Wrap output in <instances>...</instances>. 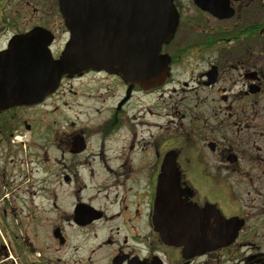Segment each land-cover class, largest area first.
I'll return each mask as SVG.
<instances>
[{"label":"flooded vegetation","instance_id":"af4514ba","mask_svg":"<svg viewBox=\"0 0 264 264\" xmlns=\"http://www.w3.org/2000/svg\"><path fill=\"white\" fill-rule=\"evenodd\" d=\"M173 5L159 83L90 68L0 108V264H264V0ZM70 35L60 0H0L13 77L36 84ZM161 184L200 234L242 219L235 240L166 243Z\"/></svg>","mask_w":264,"mask_h":264},{"label":"water","instance_id":"95a60500","mask_svg":"<svg viewBox=\"0 0 264 264\" xmlns=\"http://www.w3.org/2000/svg\"><path fill=\"white\" fill-rule=\"evenodd\" d=\"M111 1L60 0L71 30L65 51L56 61H43L35 85L13 83L9 68L5 69L6 77L0 79V107L26 103L31 91L37 90L41 98L54 90L62 74L82 68L117 71L142 84L161 81L166 67L161 59L158 61V52L173 35L178 19L172 0H115L119 9ZM164 187L160 185L156 206L157 228L164 241L183 246L184 253H195L210 249L215 241L227 245L235 239L241 220L210 213L213 217H208L205 231L200 234L197 217L188 220L184 207Z\"/></svg>","mask_w":264,"mask_h":264},{"label":"bare ground","instance_id":"6f19581e","mask_svg":"<svg viewBox=\"0 0 264 264\" xmlns=\"http://www.w3.org/2000/svg\"><path fill=\"white\" fill-rule=\"evenodd\" d=\"M122 2H127V0H121ZM111 3H115L116 5H117V7H118V9H119V3H117L115 0H112L111 1ZM117 12V11H116ZM115 12V13H116ZM17 75H18V73H17ZM22 78V77H21ZM15 80H16V82H17V84L18 85H25V84H33L32 82H24V80H27V79H25V78H22V79H17V78H15ZM35 84V83H34Z\"/></svg>","mask_w":264,"mask_h":264},{"label":"rangeland","instance_id":"374dc122","mask_svg":"<svg viewBox=\"0 0 264 264\" xmlns=\"http://www.w3.org/2000/svg\"><path fill=\"white\" fill-rule=\"evenodd\" d=\"M238 249V251H239V247L237 248ZM237 249L235 250V253L237 252ZM234 254V249H227V250H224V252H223V255L225 256V257H229V255H232V254Z\"/></svg>","mask_w":264,"mask_h":264}]
</instances>
